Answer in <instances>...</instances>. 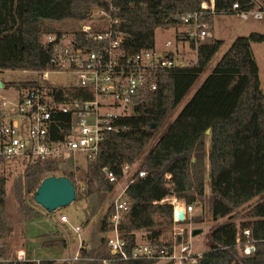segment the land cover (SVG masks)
<instances>
[{
  "label": "trees",
  "instance_id": "obj_1",
  "mask_svg": "<svg viewBox=\"0 0 264 264\" xmlns=\"http://www.w3.org/2000/svg\"><path fill=\"white\" fill-rule=\"evenodd\" d=\"M204 3L208 4L207 9L202 8ZM234 4H238V8L235 9ZM113 6L118 9L114 14L118 19L114 30L122 36L123 51L131 55L155 49L158 29L179 31L184 28L181 15L201 11L212 28L216 15L249 12L254 10L256 2L214 0L212 6V0H113ZM94 7L108 9L109 4L104 0H0V73L8 70L43 72L53 68V46L46 42L45 36L68 30L57 28L55 23L70 22V29L76 31L77 22L88 19ZM178 34L176 40L182 36ZM254 43H264V33L252 32L235 38L156 138L158 130L196 84L223 41L210 38L200 42L196 63L187 59L189 65L158 70L157 88L140 95L134 111L119 121L125 129L109 134L99 154L87 161L86 185L80 186L76 180L78 166L61 170L55 161L28 165L13 183L16 203L25 220L34 222L53 216L54 212L44 214L29 201L31 196L34 200V193L44 178L62 171L61 176L69 177L76 187V200L96 191L112 192L116 183L106 178L104 168L121 174L125 165L136 163L156 140L125 193L128 210L123 214L119 230L128 252L140 240L172 248V241L163 239L165 230L190 221L188 217L184 221L175 220L170 200L176 198L193 206L201 203L207 183L211 193V219L227 220L211 230L210 247L198 257L197 264H264V91L252 50ZM189 46L192 50L196 48L194 41ZM176 51L165 56L186 59L181 53L184 51ZM36 83H4V88L14 86L22 90ZM58 117L70 118L64 114ZM141 170L146 172L143 177L138 174ZM10 174L0 173V264H56L52 259L18 260L12 253L7 241L11 228L3 213ZM254 199L257 200L249 213L250 221L238 226L236 211ZM114 212L113 202L102 218L100 229L104 235L100 244L91 248L83 244L77 260L58 264H157L154 259L123 260L111 251L106 235L112 230L110 218ZM203 221L201 216L194 218L196 223ZM246 229L251 231L249 237L243 233ZM137 231H143L140 239ZM248 240L255 250L241 255L239 249L243 250ZM180 241L181 237L177 239L178 243Z\"/></svg>",
  "mask_w": 264,
  "mask_h": 264
},
{
  "label": "built area",
  "instance_id": "obj_2",
  "mask_svg": "<svg viewBox=\"0 0 264 264\" xmlns=\"http://www.w3.org/2000/svg\"><path fill=\"white\" fill-rule=\"evenodd\" d=\"M104 1L109 8L94 7L89 18L76 25V31L69 29L45 36L46 42L53 46V68L42 73L67 72L75 75L76 81L68 85L38 82L18 90L16 109L0 113V173H15L18 167L25 170L30 164L49 161H55L61 170H70L73 165L71 160L75 161L77 154H83L87 160L94 159L109 134L125 129L119 121L134 111L140 95L157 88L158 70L190 64L187 59L166 57L171 50L163 55H158L155 49L127 55L120 46L121 34L114 30V25L118 23L114 14L118 9L113 6V0ZM202 8L207 9L208 4L204 3ZM234 8H238V4H234ZM238 15L242 19L250 16L263 19L264 11L239 12ZM180 20L187 30L180 32L182 36L176 42L183 39L195 42V57L192 60L196 63L199 43L213 38L210 26L201 11L181 15ZM164 45L166 48L174 47L172 41H166ZM60 114L68 115L69 120L58 117ZM134 167L135 164L125 165L119 175L104 168L106 178L121 186L114 201L115 212L110 218L112 230L106 235L111 251L123 260L154 259L161 264H197L202 254L196 255L191 251L190 244L184 239V229L174 231L172 248L140 242L128 252L119 223L128 210L125 193L134 182L137 171ZM138 174L143 177L146 172L141 170ZM171 202L176 221L179 209H184L185 219L194 211L193 205H186L176 198ZM60 220L67 222L68 218L62 215ZM75 230L80 231L81 228L77 226ZM243 233L249 237L251 231L246 229ZM179 237L181 241L178 243ZM254 250L253 243L249 242L242 251L249 255ZM79 256L62 261L77 260ZM16 258L28 260L21 250Z\"/></svg>",
  "mask_w": 264,
  "mask_h": 264
},
{
  "label": "rangeland",
  "instance_id": "obj_3",
  "mask_svg": "<svg viewBox=\"0 0 264 264\" xmlns=\"http://www.w3.org/2000/svg\"><path fill=\"white\" fill-rule=\"evenodd\" d=\"M261 2L258 0L257 6L254 10H258V5ZM68 23V24H67ZM66 24L55 23L57 28L62 27V29H70V22ZM79 24V22H77ZM213 29L215 32V39L222 40L223 44L218 51V53L214 56L206 70L202 73L196 84L192 87L190 92L186 95V97L181 101V103L177 106V108L172 111L166 123L158 130L156 138L163 133L165 127L169 122L173 120V118L179 113V111L183 108L186 102L191 98L195 90L201 85L203 80L207 77V75L212 71L217 62L223 57V55L230 48L232 41L239 36H248L252 32H260L264 33V18L263 19H255L250 16L248 19H242L238 14H220L216 15L213 21ZM187 30V26L184 27L181 31L184 32ZM212 31V28L210 27ZM177 32V33H178ZM176 30L175 29H158L155 34V50L158 55H163L165 51L171 50L175 52L177 49H180L181 46H184V52L182 55L186 56V59H193L195 57L194 51L190 48L189 43L187 41H183L182 45L177 44L176 42ZM172 41L174 43V47L166 48L165 42ZM252 50L256 61L259 67V75L264 73V43H254L252 45ZM46 76V79H44ZM263 76V75H262ZM261 76V78H262ZM0 78L4 83H16V82H33L37 81L41 84L44 83H54L57 85H68L70 83H75V75L61 72V73H50L45 75L42 72L37 71H22V70H8L0 73ZM19 92L14 87L6 89L3 88L0 90V112L4 110H15L18 104ZM6 103L3 106V103ZM156 140H153L150 145L144 150L142 155L136 161L135 169L143 162L145 155L150 150V148L154 145ZM208 147V144H207ZM87 159L83 154H77L75 157V161L71 160L70 169L78 166V170L76 172V180L80 186L86 185L87 183ZM207 162L209 163L208 159ZM75 164V165H74ZM23 167H18L15 173L10 174V179L7 187V195H6V206L4 208V215L7 218V222L11 228V232L7 241L11 247V251L13 254L17 255V252L20 250L26 249L28 251L27 258H35V259H52L56 261L58 264L59 259H73L76 255L81 254V246L83 241H86L88 245H98L103 237V233L101 232V223L102 218L106 214L108 207L113 203L120 191L121 186L116 185L115 189L112 192H95L94 194L85 197L84 199L75 200L67 207L59 209L58 211L53 213V216H45L47 219L58 220L60 228L59 239H63L66 245H53L50 247H39L41 246V242L46 238L41 236H36V238H40V241H30V237L28 236V224L32 222H27L23 216V214L19 211L14 190L13 183L15 181V177L23 172ZM63 173L59 171L57 173L58 176H61ZM209 185L206 183V195L201 203L194 204V211L188 214L189 223L187 224H179L174 225L172 228H168L165 230L163 239L165 241L171 242L174 239V231L178 229H184L187 231V236L184 239L187 240V243L191 246V251L196 255H201L209 249L208 237L211 230L217 226L218 224L225 222L227 219H218L214 221L211 219V215L209 212V197H210ZM35 195V193H34ZM254 199L250 203L245 206L239 208L235 213V221L238 226L246 221H250V211L255 204ZM29 201L34 205L38 210L42 211V213L46 214V210H44L41 206L37 205L35 201L32 199V196L29 197ZM171 201V200H170ZM180 205V204H179ZM62 215H66L68 221L66 223L60 222V218ZM201 216L203 218L202 223L194 222V218ZM45 218V219H46ZM40 220H44L43 218ZM36 220V221H40ZM79 226L81 228L80 231H76L75 227ZM30 227V226H29ZM203 229L202 233L192 236V231L194 229ZM143 231H137L139 239L142 235ZM45 242V241H44ZM139 242H142L141 240ZM252 243V241H247V243ZM246 243V244H247ZM39 247V248H38ZM239 253L241 255L244 254V251L239 249ZM33 260V259H30ZM157 264H161L159 261Z\"/></svg>",
  "mask_w": 264,
  "mask_h": 264
},
{
  "label": "water",
  "instance_id": "obj_4",
  "mask_svg": "<svg viewBox=\"0 0 264 264\" xmlns=\"http://www.w3.org/2000/svg\"><path fill=\"white\" fill-rule=\"evenodd\" d=\"M214 5V0H213ZM5 87L4 82L0 78V90ZM154 127V125H153ZM210 129L207 133H210ZM76 200V187L72 180L67 176L50 175L42 180L38 186L34 201L48 213H53L67 207ZM178 221L185 220L184 209L178 210ZM203 229H194L192 236L202 233Z\"/></svg>",
  "mask_w": 264,
  "mask_h": 264
},
{
  "label": "crops",
  "instance_id": "obj_5",
  "mask_svg": "<svg viewBox=\"0 0 264 264\" xmlns=\"http://www.w3.org/2000/svg\"><path fill=\"white\" fill-rule=\"evenodd\" d=\"M255 2H256V6H257L258 0H255ZM260 2H261V4L258 5V10H255V11H264V8H263L264 7V0H260ZM182 29H184V28H182ZM181 30H179V31H181ZM177 32L178 31H176V36H177L178 33H180V32H178V33ZM211 32H212L213 38H215V32H214L213 26H212V31ZM182 43H183V41L182 42L181 41L177 42V44H180V45H182ZM180 50L183 51L184 50V46H181ZM262 75L260 74V81H261V88L264 91V73ZM261 76H262V78H261ZM60 222H62V221H60ZM63 223H66V222H63ZM27 226H28V233H29L28 236L30 237V241H32V242L33 241H40L39 240L40 238H36L35 239V237L36 236L39 237L41 235H42L43 238H46L44 240L45 242L42 241L41 244H40L41 246H39V247L45 246L47 248V247H50V245L51 246H53V245H66V243H65V241H63V239H59L60 231L62 230V227L60 228L58 220L44 219V220L34 221L32 223H29ZM39 234H41V235H39ZM83 244H87V242L83 241L82 245ZM91 247H95V246L94 245H89V248H91ZM21 251L25 252L26 258H27L28 257V251L26 249L21 250ZM27 259L28 260L33 259V260H37V261L42 260V259H35V258H30V259L27 258ZM58 259H59V261H61L63 258H58Z\"/></svg>",
  "mask_w": 264,
  "mask_h": 264
}]
</instances>
